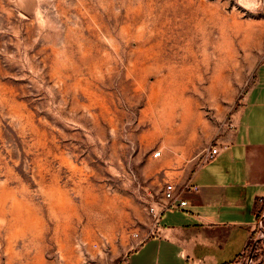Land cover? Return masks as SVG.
Segmentation results:
<instances>
[{
  "label": "rangeland",
  "instance_id": "374dc122",
  "mask_svg": "<svg viewBox=\"0 0 264 264\" xmlns=\"http://www.w3.org/2000/svg\"><path fill=\"white\" fill-rule=\"evenodd\" d=\"M263 62L264 0H0V264H119Z\"/></svg>",
  "mask_w": 264,
  "mask_h": 264
},
{
  "label": "crops",
  "instance_id": "0c3cea01",
  "mask_svg": "<svg viewBox=\"0 0 264 264\" xmlns=\"http://www.w3.org/2000/svg\"><path fill=\"white\" fill-rule=\"evenodd\" d=\"M251 100L264 106V62L219 153L176 183L198 189L183 190L186 205L164 211L159 228L119 264H233L242 256L264 205V124L252 123V111L245 120Z\"/></svg>",
  "mask_w": 264,
  "mask_h": 264
},
{
  "label": "built area",
  "instance_id": "2783aa9c",
  "mask_svg": "<svg viewBox=\"0 0 264 264\" xmlns=\"http://www.w3.org/2000/svg\"><path fill=\"white\" fill-rule=\"evenodd\" d=\"M219 150V145L210 146L205 153L204 160L213 158L219 153ZM186 189L197 190L198 186L191 185L189 182H187L183 186L178 187L174 181L165 182L162 190V199L148 206V214L152 221V227L147 232L146 236H144V238H141L139 242H142L148 236H150L153 233L154 229L159 228L158 225L160 222V218L164 211L170 209H178L186 205V201L183 200L180 196L181 192ZM259 201L261 203L263 202L264 204V198H259ZM134 235L137 238L139 237V234L137 233H135ZM260 242H264V205L259 212L254 237L253 239H251V242L248 243L247 248L241 256V258H244L246 254V261L244 262V264H251L253 262L256 247Z\"/></svg>",
  "mask_w": 264,
  "mask_h": 264
}]
</instances>
